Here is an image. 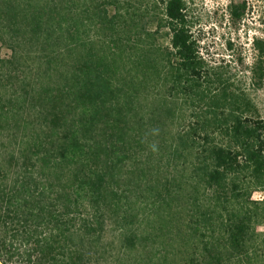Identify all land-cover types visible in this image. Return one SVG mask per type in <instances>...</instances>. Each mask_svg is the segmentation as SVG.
<instances>
[{"label": "trees", "instance_id": "trees-1", "mask_svg": "<svg viewBox=\"0 0 264 264\" xmlns=\"http://www.w3.org/2000/svg\"><path fill=\"white\" fill-rule=\"evenodd\" d=\"M187 8L0 0V250L16 231L21 264H264V118Z\"/></svg>", "mask_w": 264, "mask_h": 264}, {"label": "rangeland", "instance_id": "rangeland-1", "mask_svg": "<svg viewBox=\"0 0 264 264\" xmlns=\"http://www.w3.org/2000/svg\"><path fill=\"white\" fill-rule=\"evenodd\" d=\"M187 1V11L195 21L193 35L199 41L201 55L210 65H221L229 71L232 81L248 91L264 118V78L258 83L250 78L249 72L257 61L253 43L256 40L264 42V0H243L245 12L240 20L230 16V0ZM160 43L168 46L166 38ZM6 53V50H1L2 56ZM262 197L261 192L252 195L253 200ZM259 231H264V227ZM16 234V231L7 232L6 246L0 250V264L22 263L23 241L20 236L13 237ZM10 257L12 262L7 263Z\"/></svg>", "mask_w": 264, "mask_h": 264}]
</instances>
